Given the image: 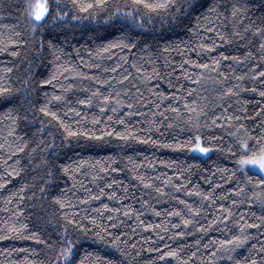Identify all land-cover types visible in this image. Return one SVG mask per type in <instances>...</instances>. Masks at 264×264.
Returning <instances> with one entry per match:
<instances>
[{
    "label": "snow or ice",
    "instance_id": "snow-or-ice-1",
    "mask_svg": "<svg viewBox=\"0 0 264 264\" xmlns=\"http://www.w3.org/2000/svg\"><path fill=\"white\" fill-rule=\"evenodd\" d=\"M2 4L3 0H0V6ZM22 7L24 26L19 31L13 32V37L9 38L8 43L5 44L0 40V44L3 45L0 47V54L6 53L10 58L2 69L3 74H0V98L12 99L18 94L15 95V102L6 113L11 123L4 142L0 143V160L4 161L3 171H0V190L7 193V199L0 196V200H4L6 205L16 206L12 215L17 220L10 224L6 223L5 234H0V240L8 239L9 234H19L23 237L28 224L21 222L19 217L25 211L21 205L27 201L41 213L38 219L42 218L45 205L58 207V210H71L62 211L65 226L60 238L62 242L58 247L44 240L39 235V231L32 232L28 237L53 249L50 264H85L84 257L93 254L85 253L82 256L75 240L89 232L106 244H110L122 256H130L131 253L127 249H135L136 243L125 238L127 233L118 227L124 223L121 216L134 217L139 225L154 228V225H145L140 219L145 211H151L156 216L163 214L166 218H178L174 224L168 221L175 229L174 235L168 237L169 240L193 235L195 232L208 233L214 227L216 230H223L226 234L224 239L216 238L215 242L210 239L202 245L203 248L209 249L205 254L209 264L217 258V253L226 256L229 264H264V178L254 179L252 175H248L247 168L248 165H252L264 171V107L261 106L264 104V0L260 3H257V0H126L123 4L114 0H69L68 3L62 0H24ZM253 9H259V12ZM101 12L108 19L113 15L131 19L137 27H143L145 22L151 23L154 19H160L162 24H171L172 29L182 30L183 36H178L177 40L172 42H169V38L163 32L158 39L164 42L162 49L164 53L176 50L182 52L185 59L178 67L181 69V77L189 83L186 85L179 79L173 82L163 76L158 67L159 55L155 60L146 62L151 67H145V64L139 63L138 59L129 61L127 56L123 55L111 68L93 62L92 51H95L100 58L102 52L111 54L112 49H118L123 53L125 49L136 47L132 36L126 34L124 28H121L120 37L102 43L96 49H86L90 53L87 62L83 56H80L78 47L73 52L68 51L73 47L68 39L72 22L81 20V13L96 16ZM249 12L252 14L249 15ZM65 26L67 30L63 33V40H60L58 35H53L57 29ZM91 39L89 38V42ZM95 39L100 37L96 36ZM233 44L235 48L231 54L221 51L212 56L210 62H202L191 56V53L197 50L201 53H212L221 45ZM22 54V59H19ZM74 56H79V60H75ZM222 60L230 61L226 68H231V72L221 71ZM125 63L128 64V68L123 67ZM20 64H23V67L15 74L13 80L8 74H12L13 69L19 68ZM185 65L188 67L186 68ZM90 68L101 70L96 73L85 70ZM118 69L123 70L118 71ZM172 71L174 72L175 69ZM105 73L109 74L105 75ZM212 74H215L214 79ZM159 79L167 80L172 91L154 89L152 82ZM208 80H212L216 97L213 107L217 109L212 112L210 118L206 96L201 97L200 102L189 99L193 94L199 96L204 92ZM84 81L90 82L89 85H84ZM77 85H83L87 95L82 94L81 97H77L76 105H86L89 108L95 105L101 115L110 111L113 115L107 116V120H113L115 116V122L123 125L122 130L107 125L101 136L115 135L121 140L161 145L162 140L154 139L150 134L151 128H137L127 123L123 116H116L121 110H124L127 116L142 115L141 109L152 105L155 109L152 112L153 116L159 115L167 119L168 116L175 114L169 121V127L177 120L187 121L184 126L189 129V133L185 139L172 143L165 142L162 144L163 147L187 149L204 154L210 153L213 149L226 152L236 159L238 168L219 169L223 173L219 178L220 181L230 183L232 178L236 177L237 171L241 173L240 177L232 187L221 190L219 196L216 189L222 188V185L214 184L210 190H205L189 181L179 171L174 175L181 176L182 182L174 181L171 177L161 180L163 173H158L155 178L135 174L136 169L133 168L137 182L135 186L140 189L138 194L132 193L128 186L115 179L106 181L104 187H100L97 181L103 179L101 172L122 170L119 167H112L116 163L115 158H111L110 162L106 166L102 165L99 170L92 166V171H81L84 161L78 162L72 157L62 156L57 151L56 137L53 135V132L62 128L63 131L60 133L62 140L80 135L100 138L95 131L73 128L72 124H79L78 120L69 123L66 119L69 113L80 115L78 107L69 106L72 101L67 96V93ZM56 89L60 91L57 92ZM248 91L256 93L260 98V103L251 112L246 107L251 103L250 100H243V105L240 103L241 93ZM41 96L43 100L40 99ZM232 103L238 105V110L229 113L228 109ZM61 104L64 108H60ZM37 110L41 114L39 117L36 116ZM30 118L38 125L36 131L41 134L39 142L33 140L28 132L18 131L21 122L26 127L31 123ZM249 119L252 120L251 125L246 124ZM46 120L48 125L54 127L48 129ZM233 121L236 123L233 124ZM98 122L94 117L93 123ZM150 123L156 126V131H159L162 122ZM224 124H229L234 129L230 132V135L235 137V141L231 144L214 143L221 138L215 133L209 134L203 131L217 126L223 127ZM45 136L50 138L48 143H45ZM9 137L16 139L9 141ZM18 153H26V164H21V160L25 157L19 156ZM8 160H13V163L8 164ZM191 168L192 165H189L186 170L190 171ZM89 176H91L89 183L96 185L95 191L82 183ZM14 177H19L16 184H13ZM10 184H12L11 189L8 188ZM117 184L121 185L119 195L113 188V185ZM105 188L109 191L105 192ZM77 189H82V193L69 195ZM173 189L176 192H183L185 197L182 199L180 196L170 195ZM103 196L120 202L134 201L140 204V208L134 207L133 203H121L119 207H110L109 203L101 201L99 208H92V212L96 215H91L88 207L79 206L83 204L90 207L91 201L101 200ZM191 197L199 199L190 200ZM163 198L178 200L183 208L160 210L154 207L152 201ZM221 199H231V205L237 207L241 204L250 206L259 203L260 208L258 211L248 208L246 209L249 212L248 216L239 214L238 219H233L236 213L232 207L224 203L217 204ZM206 202L208 205H215L218 211L201 222L202 216L206 215ZM4 210L11 211L7 207ZM105 219L108 221L107 224ZM69 225L72 226L74 235L69 233ZM162 231L166 235L169 228L164 227ZM156 237L158 243L150 250L158 253L157 259L163 264H190V262L195 264L193 258H204L197 257L200 247H197L196 251H191L190 255L188 253L181 255L182 246L173 248L171 244L165 243V237L159 231L156 232ZM141 239L148 242L152 237H141ZM193 243L200 245L201 241L196 239ZM238 249H245L246 252L238 253ZM234 253L236 255H233ZM95 255L94 264H116L109 256H101L99 253ZM124 264H127V261Z\"/></svg>",
    "mask_w": 264,
    "mask_h": 264
},
{
    "label": "trees",
    "instance_id": "trees-1",
    "mask_svg": "<svg viewBox=\"0 0 264 264\" xmlns=\"http://www.w3.org/2000/svg\"><path fill=\"white\" fill-rule=\"evenodd\" d=\"M64 3H68L69 0H62ZM114 2H119L123 4L126 0H114ZM261 0H257V3H260ZM23 4L24 0H3L2 6H0V40L4 43H8L9 38L13 37L14 31H19L24 26V13H23ZM12 5V7H8ZM253 11L259 12V9H253ZM252 13L249 12V15ZM71 15V13H70ZM82 19L79 21H73L72 27L68 39L71 41L73 47L69 48L68 51L73 52L75 48H79L80 56H83L85 62L90 58V53L86 49H96L100 44L107 43L109 40L116 39L122 35L121 28L125 29L126 34H130L133 40L136 43V47L132 49H125L121 53L118 49H112V53H100V58L97 57L96 52H91V60L95 63L101 64L102 67L111 68L114 66L115 62L119 60L120 56H127L129 61L137 60L141 64H145V67H151L147 64V61L155 60L157 55H159V70L163 76L168 77L173 82L177 79L186 85L189 83L181 77V69L178 65L185 59L184 55L180 50L169 51L164 53L163 41H160L158 38L163 32L165 36L169 38V42L177 40L178 36H183L182 30L172 29L171 24H162L160 19H154L151 23L145 22L143 27H137L131 19H125L123 16L113 15L111 19L105 17L103 12L99 13L96 16H88L87 13L80 14ZM84 17H87L86 19ZM67 30V26L62 29H57L53 35H58L60 40L64 39V31ZM96 36H99L100 39H95ZM48 37L46 36L45 39ZM89 38L91 42H89ZM79 41V44H77ZM0 47H3L0 44ZM235 45H221L219 48L215 49L212 53L208 52H192L191 56L197 58L202 62H210L211 57L217 55L221 51H225V54H231ZM186 51V49H185ZM23 54L21 56L22 59ZM75 60H79V56L73 57ZM9 56L6 53L0 54V74L5 64L9 62ZM12 60H17L18 58H11ZM167 61V64H165ZM230 61L222 60L221 61V71L231 72V68H226ZM170 65L171 67H168ZM23 67V64H20L19 68H14L11 76L15 80V74L20 71V68ZM124 68H128V64L123 65ZM187 68L188 65H185ZM172 69H175L173 72ZM86 71H91L93 73L99 72L101 69L90 68L85 69ZM123 69H118L122 71ZM203 71V70H200ZM109 73H105L108 75ZM212 78H215V74H212ZM90 82L84 81V85H89ZM154 89L158 88L160 91L171 92L167 80L159 79L153 81ZM205 91L201 92L199 96L193 94L189 99H196L197 102H200L201 97H207V110L208 116L211 117L213 111H217L213 107V102L216 100V97L213 92L212 80H208L205 83ZM59 92V89H56ZM87 95V90L83 85H77V87L72 88L68 93V98L72 101L71 106H76L80 109V115L75 116L72 113H69L66 119L71 123L73 120H78L79 124H72L73 128H82L88 131H95L97 136L100 138L97 139L92 136H72L65 139H61L60 133L63 131L62 128L53 132V135L56 137L57 151L62 156L72 157L73 159L83 160L81 171H92L93 167L97 170L101 168L102 165L106 166L110 162L111 158H115L116 163L112 165L113 168L119 167L121 171H110L109 173L101 172L100 175L103 177L102 180H98L100 187H104L106 181H111L113 179L120 181L123 185L128 186L129 190L132 193L138 194L140 189L136 187L135 174H144L146 176H151L155 178L158 173H163L164 176H161V180L166 177H171L172 180L177 182H182V177L174 175L176 172H182L184 177H187L189 181L198 184L202 189L210 190L214 184L222 185V188H217V195L219 196L220 191L223 189H228L237 182V178L240 177L241 173L236 172V177L232 178L230 183H224L220 181V176L223 174L219 169L227 167L229 169H237L238 164L236 159L232 158L230 154L222 152L217 149L211 151V155L203 159L193 152L187 149H174L163 147L162 144L172 143L173 141H183L186 135L189 133V129L184 125L187 123L185 120H177L172 123V126L169 127V121L173 119L174 113L168 116L167 119L159 115L153 116L152 112L155 109L152 108V105H148L145 108H142V115L135 114L132 116H127L124 110L116 113V116H123L127 123H131L137 128L148 129L151 128V135L154 139H161V145H155L151 142L143 143L136 140H121L119 137L112 136H101V132L105 129L107 125H111L117 130H122L123 125H119L115 122V116L113 120H107V116L113 115L110 111H106V114L101 115L100 110L93 105L89 108L86 105H76L75 99L81 97V95ZM18 95V94H15ZM15 95L12 99H2L0 98V143L4 142V137L7 136L8 126L11 123L7 119L8 108L13 105L15 102ZM241 105H243V100H250L251 103L247 104L246 107L249 112L252 109L256 108L260 103V98L256 93L251 91L241 93ZM43 100V97H40ZM264 107V104L261 105ZM60 108H64V105L61 104ZM149 109H152L151 111ZM233 110H238V105L232 103L231 107L228 109L229 113ZM66 111V109H65ZM41 114L39 111H36V116L39 117ZM87 117L83 119V117ZM96 118L99 122L93 123V118ZM259 119V117H255ZM50 119V118H48ZM204 119L203 117L201 118ZM31 121V118H30ZM151 121L162 122L159 127V131H156V126L150 123ZM236 122L233 121V124ZM46 127L51 129L54 125H48L47 120L45 121ZM247 125L252 124V120L249 119L246 121ZM38 125L35 121L26 127L22 122L18 131L28 132L32 136L33 140L39 142L41 134L36 131ZM111 130V129H109ZM234 129L229 124H224L223 127H215L212 129H203V131L215 133L221 139L214 141V143H220L222 145H228L235 141V137L230 135V132ZM161 133L163 136L161 137ZM138 135L140 133H137ZM9 141H14L15 137H9ZM27 139V137H25ZM49 137L45 136V143L49 142ZM31 146V143H30ZM19 156L25 157L21 160V164L27 163L26 153H18ZM44 155V153H40ZM239 155V153H237ZM131 158V159H129ZM15 157H13V160ZM13 160H8V164H12ZM99 161V163H97ZM192 165L190 171H187L188 166ZM4 161L0 160V171H3ZM133 168L136 169V173H133ZM42 171V169H38ZM23 175V173H22ZM248 175H252L254 179L262 178L259 174L248 171ZM91 176L85 178L82 183L85 186L92 188L94 191L96 189L95 184H90ZM19 181V177L13 178V184H16ZM159 183L160 181H156ZM191 184H189V187ZM8 188H12V184L8 185ZM113 188L117 190L118 195L121 192V185H113ZM169 189L171 186L169 185ZM82 189H77L76 192L70 193V196H74L77 193H82ZM109 189L105 188V192H108ZM251 193H249L250 195ZM170 195L180 196L182 199L185 197L183 192H176L174 189L171 190ZM231 196V194H229ZM0 196H4V199H7V193L3 190H0ZM190 200H198V197H191ZM101 201L104 203H109L110 207H119L121 203H133V206L140 208V204L134 201L125 200L123 202L117 201L115 199H109L108 196L101 197V200H93L90 202V207L88 205H79L80 208L88 207V211L91 215H96L92 212V208H99ZM154 207L157 209H171L173 207H181L183 205L179 203L178 200L171 198H163L152 201ZM224 203L227 206L233 208L236 215L233 219H238L239 214H244L245 216L249 215V212L246 209L250 208L252 211H258L260 208L259 203L254 205L241 204L238 207L231 205V199L227 200H218L217 204ZM10 208L11 211H5V208ZM15 205H6L4 200H0V234H5V225L6 223L10 224L16 222L17 218L13 217L12 211H15ZM21 207L25 208V211L22 216L19 217L21 222L27 223L28 228L24 230V235L21 237L19 234H9L8 239L0 240V264H50V256L53 253V249L48 248L46 244L37 241L36 239H29L28 237L34 231H39V235L47 240L48 243L53 244L58 247V244L62 242L60 239L62 236L63 228L65 226V220L62 216V211H71L69 209L58 210L53 208L50 205H45V210L42 214V218L38 219L41 216V213L37 208L32 207L27 201ZM206 215L202 216L201 222H204V219L210 216H213L218 211L215 205H208L205 203ZM143 211V210H142ZM117 215L116 213H112ZM107 215V213H105ZM121 219L124 221L123 224L118 227L125 233H127V238L130 242L136 243V248H128L127 251L131 253L130 256H122L116 249L112 248L110 244H106L104 241H101L93 233L89 232L83 235L80 239L75 240L77 249L80 250L82 256L85 253H92L91 256H85V264H94L96 260V255L99 253L101 256H109L112 258L116 264H124L127 261V264H163L162 261L157 259L158 253L156 251L150 250L155 247L158 243L156 232H161V235H164V242L171 244L173 248H176L178 245L183 247V252L181 255L188 253L190 255L191 251H196L197 247H200V251L197 253V257H204L203 259L193 258L195 264H209L207 256L205 255L209 252V249L202 247L203 244L207 243L210 239L215 242V239H224L225 233L223 230H216L214 227L212 231L208 233L201 234L195 232L193 235H186L184 237H176L173 240H169V236L174 235L175 229L172 228V223H176V217H165V215L156 216L151 211H145L140 217L144 221L145 225L151 224L154 225V228H148L139 225L138 221L134 217H123ZM108 221L105 219V224ZM230 223V222H229ZM164 227L169 228V232L165 235L162 231ZM69 233L74 235L72 226L69 225ZM151 236L152 240L146 242L141 237ZM200 239V245H194V241ZM162 247V244H161ZM227 247V246H225ZM238 253H245V249H238ZM233 255H236L235 253ZM172 260L173 258H168ZM191 264V262H190ZM212 264H229L226 260V256H221V253H217V258L212 262Z\"/></svg>",
    "mask_w": 264,
    "mask_h": 264
},
{
    "label": "rangeland",
    "instance_id": "rangeland-1",
    "mask_svg": "<svg viewBox=\"0 0 264 264\" xmlns=\"http://www.w3.org/2000/svg\"><path fill=\"white\" fill-rule=\"evenodd\" d=\"M193 154H195V155H197V156L205 159V158H207L208 156L211 155V152L208 153V154H204V153H200V152H193ZM247 168L249 169V171L254 172V173H257L262 178H264V171L259 170L257 166L248 165Z\"/></svg>",
    "mask_w": 264,
    "mask_h": 264
}]
</instances>
